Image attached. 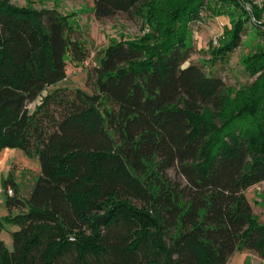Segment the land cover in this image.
I'll return each mask as SVG.
<instances>
[{
  "label": "trees",
  "instance_id": "trees-1",
  "mask_svg": "<svg viewBox=\"0 0 264 264\" xmlns=\"http://www.w3.org/2000/svg\"><path fill=\"white\" fill-rule=\"evenodd\" d=\"M92 1L97 19L145 2ZM201 2L151 5L145 22L164 18L144 38L155 44L105 49L87 72L92 94L42 95L90 51L54 9L0 0V152L40 167L26 201L4 183L16 195L3 221L18 230L10 250L0 238V264H227L239 251L264 261V224L244 195L264 181V49L246 65L260 76L234 99L221 79L183 67Z\"/></svg>",
  "mask_w": 264,
  "mask_h": 264
},
{
  "label": "rangeland",
  "instance_id": "rangeland-1",
  "mask_svg": "<svg viewBox=\"0 0 264 264\" xmlns=\"http://www.w3.org/2000/svg\"><path fill=\"white\" fill-rule=\"evenodd\" d=\"M8 1L21 8L54 9L74 31L73 37L84 41L90 51L85 65L77 67L67 64L66 78L46 89L42 94L45 95L54 88L80 89L92 94L87 72L98 66L105 49L123 41H143L145 45L153 46L155 40L150 39L151 36L147 41L144 38L155 35L154 28L162 26L164 18L162 14L149 26L144 20L148 9L151 5L160 8L163 3L167 7L176 0H145L137 14H117L107 19L95 18L92 0ZM201 4L199 19L187 26V61L183 67L195 65L206 74L221 79L226 87L225 94L234 99L235 95L251 89L260 76L251 75L246 65L247 59L264 49V0H202ZM175 8L169 7L168 10L174 11ZM235 40L236 44L233 45ZM40 100L30 104L28 110L32 112ZM216 124L220 125L221 122L216 120ZM39 175L37 157L28 158L18 149H3L0 152V238L9 250L12 248L11 232L18 228L3 221L9 214L5 200L6 197H14L16 192L11 186L5 192L4 183L12 180L18 187V197L26 201ZM171 176L175 178L174 172H171ZM8 189L12 190L11 196ZM244 195L258 223L264 224V181L246 189ZM17 212L13 209L10 213L13 215ZM227 264H264V261L253 252L239 251L229 258Z\"/></svg>",
  "mask_w": 264,
  "mask_h": 264
},
{
  "label": "built area",
  "instance_id": "built-area-1",
  "mask_svg": "<svg viewBox=\"0 0 264 264\" xmlns=\"http://www.w3.org/2000/svg\"><path fill=\"white\" fill-rule=\"evenodd\" d=\"M8 193H9V196H11L12 195V190L8 189Z\"/></svg>",
  "mask_w": 264,
  "mask_h": 264
}]
</instances>
